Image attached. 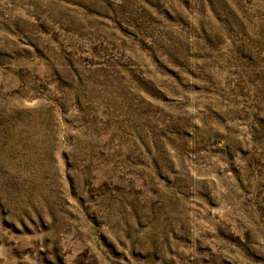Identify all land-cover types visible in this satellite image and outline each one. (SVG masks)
I'll return each instance as SVG.
<instances>
[{
	"label": "rangeland",
	"instance_id": "374dc122",
	"mask_svg": "<svg viewBox=\"0 0 264 264\" xmlns=\"http://www.w3.org/2000/svg\"><path fill=\"white\" fill-rule=\"evenodd\" d=\"M0 264H264V0H0Z\"/></svg>",
	"mask_w": 264,
	"mask_h": 264
}]
</instances>
